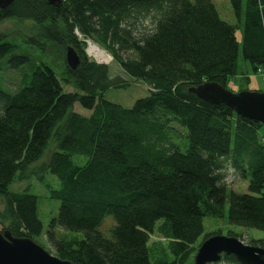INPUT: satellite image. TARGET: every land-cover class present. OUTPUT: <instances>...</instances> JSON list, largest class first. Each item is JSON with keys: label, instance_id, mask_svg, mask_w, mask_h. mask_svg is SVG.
<instances>
[{"label": "trees", "instance_id": "trees-1", "mask_svg": "<svg viewBox=\"0 0 264 264\" xmlns=\"http://www.w3.org/2000/svg\"><path fill=\"white\" fill-rule=\"evenodd\" d=\"M229 3L237 26L211 0H13L0 9V22H27L29 31L0 29V70L31 67L14 88L0 75L2 228L40 244L44 235L54 255L74 264H192L204 217H223L226 201L230 224L264 231V125L188 92L238 78L239 46L264 74V0ZM84 39L110 53L128 78L149 84L147 96L130 108L106 100L105 92L127 84L88 61ZM20 41L50 52L60 72L16 54ZM68 45L80 57L75 70L60 62ZM227 165L248 180V193L227 187ZM21 179H36L53 212L58 205L45 229V196L29 185L13 190ZM153 234L167 239L171 259L151 258ZM222 260L238 264L232 255Z\"/></svg>", "mask_w": 264, "mask_h": 264}, {"label": "rangeland", "instance_id": "rangeland-1", "mask_svg": "<svg viewBox=\"0 0 264 264\" xmlns=\"http://www.w3.org/2000/svg\"><path fill=\"white\" fill-rule=\"evenodd\" d=\"M211 2L214 4V6H215V8H216V10H217V12H218V14L222 20H224L225 22H227L231 25H236V26L238 25V20L235 17V15L233 14L229 0H211ZM27 25H28L27 22L13 23L11 21L10 22L9 21H3V22H0V29L7 30V32L9 31L10 33H13V31H15L17 33V31L20 30L22 32L25 31L24 34H29V31L27 30ZM20 31L18 33H20ZM75 32L78 35V37L80 39H82V37L78 34V32L77 31H75ZM235 34H236L237 40L239 41V44L241 45L242 25L238 26L236 28ZM83 41L86 43L84 52H85V55H86L88 61L97 63V61H96L97 59L93 55H90L88 53V47H89L88 43L90 40L84 39ZM90 42L97 45V47H99L108 56H110L111 59L108 63L107 62H101L102 64H106L109 67V75L110 76L118 75L127 84V86L125 88H119V89L111 88L107 92H105L104 98L106 100L120 104L124 107L130 108L138 98H142L144 96H147L148 92L151 90V87L149 84L145 85V83L142 81H137V80H134L132 78H128V76H126L122 71L119 70L118 66L115 64L113 57L110 53H108L106 50H104L103 47L99 46L97 43H95L93 41H90ZM16 44H17V42H16ZM18 46L20 47V49L19 50L17 49L16 54L24 56L27 59H29L28 63L31 62L32 60H34V66H35V64H37V63L40 64L42 62H47L48 64H50L51 67L54 68L56 73L60 72L61 66H59V64L56 65L54 63V59H53L52 55L50 54V52L42 50L40 48L31 47L27 43L21 42V41H20V44ZM66 47L63 50L62 59L60 56V62H63V63H66V60H65ZM240 48L241 47L239 46V55L237 58V72H236L239 75V77L238 78L235 77L234 81L228 82L226 85V88L230 91H233V92H238L240 90L264 92V74L253 71L249 62L242 57V52H241ZM127 55L128 54L126 52L123 53V56H127ZM22 70H26L27 72H30L31 67L23 66L22 68H20V70H8L6 72L2 71V69H1L0 75L3 76V79L6 82V84L8 85V87L14 88L17 86V84L19 83V81L22 77ZM241 74L245 75L247 78H243V80H241L240 79V77H242ZM58 75L60 77H66L64 72L60 73ZM7 85H5V86H7ZM64 90L69 92V91H73L74 89H72V87L64 85ZM74 109L77 112H79L80 114L82 113L84 115H88L90 113V111L80 107L78 103H76L74 105ZM225 171H226L225 181H226L228 188H231L234 191H237L240 193H248L249 192L248 191V180L240 178L238 176V174L234 170H232V167L231 166L229 167V165H227ZM35 180H31V179H29V180H25V179L16 180L12 184V189L13 190H21V189L25 188L27 185H29V190L31 192H33L37 195H40L43 193L45 198H43L42 201L44 200L45 202L43 201V203L40 205L41 213L39 215V219L42 222L43 229H45L48 226V222H49L50 218L52 216L57 215L58 205H56L55 211L53 212V207L51 205H49V202L46 198L48 195H47V192L44 190V186L40 182L38 184L36 182L37 180L36 181ZM45 180L47 183H50L53 187H55V188L59 187L58 181L52 175L46 174ZM227 208H228V203L226 201L225 207H224V215L221 218H213V217H207V216L204 217V219H203V233L199 237L197 242L195 243L194 247H196L197 244L202 243L203 236L205 234L206 235L215 234L217 232H219L218 234H221V235H228L229 232H233L235 234H238V238L240 240H242L243 243L248 244V245H251V243L253 242L252 240H257V242H259L260 240H258V239H262L261 240L262 243H259V244L256 243L255 245H257V246H259L261 244L264 245V231L257 230L254 228H245L242 226L230 224L228 222V219H227ZM110 217L111 216L108 215L107 219H111ZM110 227H111V223L109 221H107V222H105L104 225H102L101 229L104 231V233H107V231L109 230ZM3 230L4 229L2 228V226L0 224V231H3ZM64 235H65V233L61 232V236H64ZM69 236H73V234L69 233L68 237ZM39 241L42 243V244L39 243L40 245H42L50 253L54 254L53 253L54 249L52 248V246L47 241V239L44 235H42L39 238ZM149 243H150L149 247L152 250V253L150 256L153 260L154 259L157 260L159 258H167V259L172 258V255L169 254L166 250V248L168 246L167 239L160 237L157 234H153L150 236ZM154 249H156V250H154ZM196 252L193 254V258L195 256ZM222 259L218 260L216 262L210 263V264H233V263H228L226 261H223Z\"/></svg>", "mask_w": 264, "mask_h": 264}, {"label": "water", "instance_id": "water-1", "mask_svg": "<svg viewBox=\"0 0 264 264\" xmlns=\"http://www.w3.org/2000/svg\"><path fill=\"white\" fill-rule=\"evenodd\" d=\"M13 0H0V9ZM59 5L62 0H46ZM66 65L75 70L80 57L73 46L65 51ZM188 92L208 103H222L237 115L254 119L264 125V92L240 90L233 92L223 85L206 81L188 88ZM222 255H232L239 264H264V247L244 244L234 236L216 234L205 239L197 249L193 264H210ZM0 264H74L60 259L29 237L13 236L9 230L0 231Z\"/></svg>", "mask_w": 264, "mask_h": 264}, {"label": "bare ground", "instance_id": "bare-ground-1", "mask_svg": "<svg viewBox=\"0 0 264 264\" xmlns=\"http://www.w3.org/2000/svg\"><path fill=\"white\" fill-rule=\"evenodd\" d=\"M88 53L90 55H93L97 60V63L102 64L101 62H109L110 61V56H108L103 50H101L97 45L94 43L90 42L88 43Z\"/></svg>", "mask_w": 264, "mask_h": 264}, {"label": "flooded vegetation", "instance_id": "flooded-vegetation-1", "mask_svg": "<svg viewBox=\"0 0 264 264\" xmlns=\"http://www.w3.org/2000/svg\"><path fill=\"white\" fill-rule=\"evenodd\" d=\"M252 245H254V244H252ZM255 246H257V245H255ZM259 246H260V247H264V245H262V246H261V245H259ZM222 258H223V256H222Z\"/></svg>", "mask_w": 264, "mask_h": 264}]
</instances>
